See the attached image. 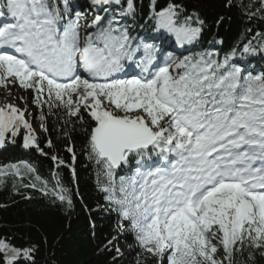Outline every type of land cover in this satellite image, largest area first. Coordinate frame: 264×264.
Here are the masks:
<instances>
[{
  "label": "snow or ice",
  "instance_id": "snow-or-ice-1",
  "mask_svg": "<svg viewBox=\"0 0 264 264\" xmlns=\"http://www.w3.org/2000/svg\"><path fill=\"white\" fill-rule=\"evenodd\" d=\"M178 9L169 4L151 18L157 30L191 44L201 29L192 27L191 17L181 21ZM132 11L128 0L120 15ZM83 18L70 0H0V86L18 81L36 92L35 103L63 107L70 116L81 107L89 111L95 121L89 159L103 169L101 190L130 222L146 259L236 264L245 247L264 256V76H246L230 57L220 62L211 54L169 55L160 65L154 45H134L116 17L97 15L86 26L95 31L82 34ZM125 61L141 74L119 78L128 75ZM21 127L30 133L24 147L34 145L25 111L0 107V145ZM125 168L131 175H119ZM8 250L0 242V251ZM10 251L8 264L19 255Z\"/></svg>",
  "mask_w": 264,
  "mask_h": 264
},
{
  "label": "trees",
  "instance_id": "trees-1",
  "mask_svg": "<svg viewBox=\"0 0 264 264\" xmlns=\"http://www.w3.org/2000/svg\"><path fill=\"white\" fill-rule=\"evenodd\" d=\"M70 2L84 13L82 34L95 31L86 27L93 16L105 21L116 17L119 27L135 37L134 45H154L156 58L169 52L178 60L211 54L223 62L230 57L229 64L244 75L264 76V0H132L133 11L124 16L120 13L128 8V0ZM169 4L179 6L181 21L191 17L192 27L201 29L196 41L181 44L174 34L157 30L151 17ZM246 45L253 51L244 52ZM16 86L39 133L35 144L25 148L29 130L21 127L16 137L6 134L10 144L0 149V242L9 249L0 251V264H8L11 249L19 251L11 264H156L155 258H145L130 222L120 218L101 190L107 177L89 159V135L95 126L89 111L81 107L77 116H70L63 107L49 109L45 102H34L33 89L22 88L18 81ZM117 172L131 175L128 168ZM59 194L66 199H58ZM222 256L220 247L217 259ZM235 260L236 264H264L260 250L248 247L236 253Z\"/></svg>",
  "mask_w": 264,
  "mask_h": 264
},
{
  "label": "rangeland",
  "instance_id": "rangeland-1",
  "mask_svg": "<svg viewBox=\"0 0 264 264\" xmlns=\"http://www.w3.org/2000/svg\"><path fill=\"white\" fill-rule=\"evenodd\" d=\"M95 17L96 16L92 17L91 23ZM159 46L160 45H158V47ZM159 48H161V47H159ZM169 55L174 57L171 54V52H169L167 56L163 54L160 57L156 58V62L159 63L160 65H162L164 63L166 57H168ZM136 59L139 60V55L136 57ZM125 67H126L125 71L130 70L129 73L131 72V74H133V72H135V75L141 74L140 69L136 68L135 64H130L129 62L125 61ZM131 70H133V71H131ZM121 75H122V73H121ZM88 79L90 81L92 80L91 77ZM97 82H103V81H97ZM7 104L14 105L15 107H17L21 111H25V120L28 121L31 125V131H32L31 135L35 136L36 134L39 133V129L35 125H33V123L31 122V111L27 107L25 99L20 95L19 90L17 89L16 83L15 84H8L7 86H4L3 90L0 93V107L7 105ZM29 134L30 133L28 132L27 135H29ZM30 146H32V145H30ZM120 248H121V246H120Z\"/></svg>",
  "mask_w": 264,
  "mask_h": 264
},
{
  "label": "water",
  "instance_id": "water-1",
  "mask_svg": "<svg viewBox=\"0 0 264 264\" xmlns=\"http://www.w3.org/2000/svg\"><path fill=\"white\" fill-rule=\"evenodd\" d=\"M8 144H9V140H7L5 138V141H4L3 145H0V149L3 148V147H5V146H7Z\"/></svg>",
  "mask_w": 264,
  "mask_h": 264
},
{
  "label": "bare ground",
  "instance_id": "bare-ground-1",
  "mask_svg": "<svg viewBox=\"0 0 264 264\" xmlns=\"http://www.w3.org/2000/svg\"><path fill=\"white\" fill-rule=\"evenodd\" d=\"M129 71H130V70H128V71L126 70L125 72L128 73V75H131V72L129 73ZM131 71H132V70H131ZM119 74L121 75V73H119ZM119 74H118V77H119ZM125 77H126L125 74L122 73L121 78H125Z\"/></svg>",
  "mask_w": 264,
  "mask_h": 264
}]
</instances>
